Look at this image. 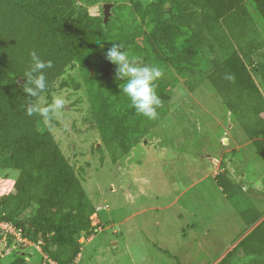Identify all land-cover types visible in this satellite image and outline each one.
Returning a JSON list of instances; mask_svg holds the SVG:
<instances>
[{
    "label": "trees",
    "instance_id": "trees-1",
    "mask_svg": "<svg viewBox=\"0 0 264 264\" xmlns=\"http://www.w3.org/2000/svg\"><path fill=\"white\" fill-rule=\"evenodd\" d=\"M112 1L104 21L103 5L97 14L86 5L96 0H0V176L17 172L12 188L0 195V222L55 264L77 261L80 238L96 233L91 216L101 218L102 208L83 187L85 167L60 147L52 131L56 120L26 114L31 98L22 85L33 51L53 62L45 70L44 106L57 87L84 92L86 130L94 134L90 148L101 163L106 153L118 161L167 116L180 78L190 89L195 78L209 81L264 160V0ZM112 42H123L144 64L163 69L155 119L138 114L120 92L115 67L104 57ZM221 166L216 184L235 206L243 195L241 209L253 215L245 217L248 232L217 264H264V213ZM4 234L0 228V238ZM6 235L9 248L16 237ZM11 253L9 264H27L22 254Z\"/></svg>",
    "mask_w": 264,
    "mask_h": 264
},
{
    "label": "rangeland",
    "instance_id": "rangeland-1",
    "mask_svg": "<svg viewBox=\"0 0 264 264\" xmlns=\"http://www.w3.org/2000/svg\"><path fill=\"white\" fill-rule=\"evenodd\" d=\"M105 2L114 1L86 5L97 14ZM197 79L190 89L180 78L171 89L167 116L118 161L106 153L102 163L90 148L94 134L86 130L90 114L84 92L54 89L53 99L59 95L67 103L52 131L71 162L85 167L83 187L102 208L101 218L91 216L98 229L92 237L80 238L74 264H217L248 232L245 217L253 215L241 209L243 195L240 207L235 206L216 184L221 161L264 213V160L209 81ZM2 174L0 195L12 188L17 172H8L7 178ZM4 236L0 264H9L16 251L27 264H53L37 245L19 236L7 248Z\"/></svg>",
    "mask_w": 264,
    "mask_h": 264
},
{
    "label": "clouds",
    "instance_id": "clouds-1",
    "mask_svg": "<svg viewBox=\"0 0 264 264\" xmlns=\"http://www.w3.org/2000/svg\"><path fill=\"white\" fill-rule=\"evenodd\" d=\"M104 57L114 65L115 79L120 81V92L130 100V106L138 114L155 119L157 108L162 106V101L156 92V81L164 76L163 69L155 64H144L139 57L132 55L126 49L123 42H112L111 47L104 52ZM30 58V68L24 73L22 85L23 92L31 98L26 114L28 116L39 115L47 122L62 114L67 101L57 95L50 104L42 106V94L47 88L45 70L51 69L53 62L42 60L35 51L30 53ZM3 231L5 235L7 233L15 235L13 232H7L6 229ZM15 237L17 238L16 235ZM24 241L30 243L28 240L24 239Z\"/></svg>",
    "mask_w": 264,
    "mask_h": 264
},
{
    "label": "water",
    "instance_id": "water-1",
    "mask_svg": "<svg viewBox=\"0 0 264 264\" xmlns=\"http://www.w3.org/2000/svg\"><path fill=\"white\" fill-rule=\"evenodd\" d=\"M112 5L113 4L111 2H105L103 4L102 12H103L104 21L108 20V17L110 15V9H111Z\"/></svg>",
    "mask_w": 264,
    "mask_h": 264
},
{
    "label": "built area",
    "instance_id": "built-area-1",
    "mask_svg": "<svg viewBox=\"0 0 264 264\" xmlns=\"http://www.w3.org/2000/svg\"><path fill=\"white\" fill-rule=\"evenodd\" d=\"M2 229L3 230L6 229L7 232H13L17 236V238H18V236L20 237L18 231H15L10 225H8L6 223H4V225L2 224ZM20 239H22V238L20 237ZM22 240H24V239H22Z\"/></svg>",
    "mask_w": 264,
    "mask_h": 264
},
{
    "label": "crops",
    "instance_id": "crops-1",
    "mask_svg": "<svg viewBox=\"0 0 264 264\" xmlns=\"http://www.w3.org/2000/svg\"><path fill=\"white\" fill-rule=\"evenodd\" d=\"M225 142H227L226 145L228 146L229 145V140L225 139ZM220 165H221V163H220Z\"/></svg>",
    "mask_w": 264,
    "mask_h": 264
}]
</instances>
